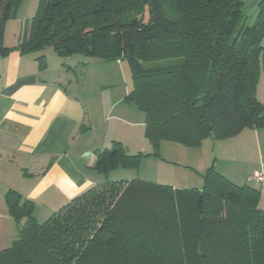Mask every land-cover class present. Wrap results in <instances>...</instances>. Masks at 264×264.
<instances>
[{"label":"trees","instance_id":"obj_1","mask_svg":"<svg viewBox=\"0 0 264 264\" xmlns=\"http://www.w3.org/2000/svg\"><path fill=\"white\" fill-rule=\"evenodd\" d=\"M21 1L0 0V57L51 48L62 59L128 63L126 100L144 114L152 153L129 155L119 142L96 151L93 169L105 178L137 169L165 141L197 148L264 129V0L253 24L241 0H39L7 48L5 25ZM259 199L210 167L201 189L105 179L38 223L33 202L10 190L8 214L22 229L0 264H264Z\"/></svg>","mask_w":264,"mask_h":264},{"label":"crops","instance_id":"obj_2","mask_svg":"<svg viewBox=\"0 0 264 264\" xmlns=\"http://www.w3.org/2000/svg\"><path fill=\"white\" fill-rule=\"evenodd\" d=\"M20 35L9 41L5 28L4 46L15 48ZM49 51L24 55L13 50L0 57V251L8 249L20 232L8 214V191L33 202V217L43 223L105 179H136H116L132 170H116L107 178L98 174L93 169L96 151L109 149L113 142L122 144L129 155L149 149L144 114L126 100L132 90L126 61L62 59ZM39 57L45 60L42 70ZM257 92V100L264 104ZM255 173L262 174L263 182L253 183L263 191L264 170ZM111 174L114 179H109Z\"/></svg>","mask_w":264,"mask_h":264},{"label":"rangeland","instance_id":"obj_3","mask_svg":"<svg viewBox=\"0 0 264 264\" xmlns=\"http://www.w3.org/2000/svg\"><path fill=\"white\" fill-rule=\"evenodd\" d=\"M258 1L260 0H241L247 15H249V24H253L256 19L258 13L256 3ZM38 3L39 0L21 1L15 17L7 21L5 25L6 36L9 41H14L16 34L22 33L24 26L36 14ZM144 20H147L146 16ZM46 49L42 52H46ZM48 50L54 52L51 48ZM75 58L82 57L77 56ZM172 62L175 61H159L153 65L168 66ZM129 82L131 84V81ZM257 90L258 99L263 101L264 71L260 73ZM256 132L263 134L264 129H246L236 137L222 141L205 139L197 148H186L176 143L162 142L158 156L143 158L137 169L130 171V173H120L128 174L127 177L116 179L132 177L153 183L159 181L165 186L176 185L179 188L201 189L205 171L214 167L216 172L231 184L238 187L249 186L260 191L258 209L264 211V190L262 191L260 187L255 185L252 179L255 171L264 170V135L258 138ZM146 142L149 149L142 154L149 155L152 153V148L147 140ZM145 159L148 161H144ZM114 177L115 175H109V179H114Z\"/></svg>","mask_w":264,"mask_h":264},{"label":"built area","instance_id":"obj_4","mask_svg":"<svg viewBox=\"0 0 264 264\" xmlns=\"http://www.w3.org/2000/svg\"><path fill=\"white\" fill-rule=\"evenodd\" d=\"M252 179L257 183L261 184L263 182L262 175L260 173H255L252 177Z\"/></svg>","mask_w":264,"mask_h":264},{"label":"water","instance_id":"obj_5","mask_svg":"<svg viewBox=\"0 0 264 264\" xmlns=\"http://www.w3.org/2000/svg\"><path fill=\"white\" fill-rule=\"evenodd\" d=\"M22 228L20 227V230H21Z\"/></svg>","mask_w":264,"mask_h":264}]
</instances>
